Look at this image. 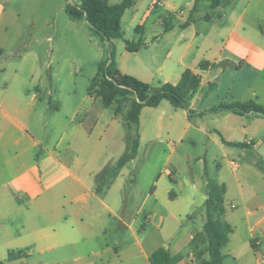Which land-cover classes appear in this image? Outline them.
<instances>
[{"label":"crops","instance_id":"obj_1","mask_svg":"<svg viewBox=\"0 0 264 264\" xmlns=\"http://www.w3.org/2000/svg\"><path fill=\"white\" fill-rule=\"evenodd\" d=\"M126 19L136 23L141 46L130 52L126 44L115 57L122 73L154 86L178 83L187 69L201 76L189 108L163 100L147 106L146 123L142 109L139 149L166 133L172 147L165 165L179 148L185 163H203L209 177L214 163L212 179L226 185L224 219L233 228L222 248L223 264H260L264 116L213 108L237 101L264 105V0H218L216 7L213 0H151L146 6L135 0L122 16V31ZM203 61L212 66L199 68ZM30 82L21 65L0 64V261L14 250L28 256L11 264H155L151 258L160 249L170 259L159 264L209 260L206 186L198 191L194 175L178 179L176 166L144 177L128 170V162L98 193L96 176L110 162L93 167V155L105 138L116 141L122 113L90 88L59 123L63 102L48 104L40 86L31 91ZM49 120L63 125L55 144Z\"/></svg>","mask_w":264,"mask_h":264},{"label":"rangeland","instance_id":"obj_2","mask_svg":"<svg viewBox=\"0 0 264 264\" xmlns=\"http://www.w3.org/2000/svg\"><path fill=\"white\" fill-rule=\"evenodd\" d=\"M121 1L111 0V3ZM144 1L146 6L151 0ZM68 4H75L74 0H0V47L4 49L0 64L8 69L21 65L23 75L32 81L31 91L40 86L45 94L41 98H45L47 103L50 101L52 105H56L62 101V111L58 115L59 123L75 106L77 100L88 94L100 65L109 61L111 52L114 51V57L118 58L127 41L138 42L136 23H129L126 19L123 25L124 36L114 44L97 34L87 20L71 19L66 11ZM181 8H186V4H182ZM71 98L74 99V104L69 100ZM148 111L149 108L146 107L143 123L148 119ZM127 112L128 105L125 103L121 114V130L116 136V141L111 140L110 136L103 140L94 152L92 165L96 166L93 167L102 166L104 161L116 164L126 152L128 143H132L137 136V126L128 125ZM43 124L42 122V126ZM62 126L49 120V135L54 133L50 144H55L63 130ZM161 138L146 139L140 146L134 162L128 163V170L133 174L142 171L145 177L160 168L168 172V166H176L178 169L173 171V174L178 179H190V176L194 175L196 180L201 182L198 191L201 189V192H205L207 178L204 164L185 163L180 157L182 148H179L172 163L165 165L164 161L172 145H169L170 138L166 133L162 134ZM188 149L187 146L183 148L185 151ZM209 171L210 177L215 179L214 163L209 164ZM143 189L144 192L148 191L145 186ZM142 199L141 194L140 202ZM141 217H144V214H141ZM34 261L37 259L34 258ZM226 264L236 263L229 259Z\"/></svg>","mask_w":264,"mask_h":264},{"label":"trees","instance_id":"obj_3","mask_svg":"<svg viewBox=\"0 0 264 264\" xmlns=\"http://www.w3.org/2000/svg\"><path fill=\"white\" fill-rule=\"evenodd\" d=\"M135 0H122L119 3L111 4L108 0H83L81 4H68L66 11L72 19L85 18L91 28L104 40L113 43L116 38L123 37L121 19L128 7ZM218 0H213L216 7ZM140 43L127 41V49L130 52H137ZM212 64L201 62L199 68L208 69ZM201 85V76L191 69L183 72L178 83L165 82L154 86L144 82L139 78L122 73L118 68L114 51L111 52L109 62L101 64L99 72L93 80L91 89L102 97L107 106H114L117 114L123 112L124 104L128 105L127 122L135 124L138 128L137 136L132 143H128L126 152L118 159L117 163L107 164L96 176V191L103 193L105 189L119 175L121 169L136 157L139 150V129L140 115L144 107H156L163 100L170 101L175 107L189 108L191 100ZM210 87H214L211 84ZM231 110L237 114L258 113L264 116V105L256 101L220 103L213 108V111ZM193 114V112H190ZM233 146H243V143H230ZM207 177L206 193L207 198L204 203L206 211V222L204 225L208 239L209 260L203 264H223L222 248L228 243L229 235L233 228L224 219L226 209L223 205L226 185L219 184L209 177L208 168L205 166ZM28 255L24 251L9 252L6 260H1L0 264H11ZM170 259L163 249L155 252L151 258L152 262L159 264L158 259Z\"/></svg>","mask_w":264,"mask_h":264},{"label":"built area","instance_id":"obj_4","mask_svg":"<svg viewBox=\"0 0 264 264\" xmlns=\"http://www.w3.org/2000/svg\"><path fill=\"white\" fill-rule=\"evenodd\" d=\"M157 4H160L159 1H156ZM259 261L260 264H264V251L259 252Z\"/></svg>","mask_w":264,"mask_h":264}]
</instances>
